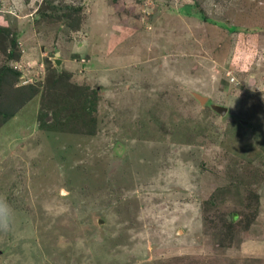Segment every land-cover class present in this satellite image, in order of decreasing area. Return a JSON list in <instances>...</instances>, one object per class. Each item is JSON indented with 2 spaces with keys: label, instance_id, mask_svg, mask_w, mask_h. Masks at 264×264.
Here are the masks:
<instances>
[{
  "label": "rangeland",
  "instance_id": "374dc122",
  "mask_svg": "<svg viewBox=\"0 0 264 264\" xmlns=\"http://www.w3.org/2000/svg\"><path fill=\"white\" fill-rule=\"evenodd\" d=\"M41 1L0 0L17 84L54 61L96 128L0 127V264H264V0Z\"/></svg>",
  "mask_w": 264,
  "mask_h": 264
},
{
  "label": "trees",
  "instance_id": "16d2710c",
  "mask_svg": "<svg viewBox=\"0 0 264 264\" xmlns=\"http://www.w3.org/2000/svg\"><path fill=\"white\" fill-rule=\"evenodd\" d=\"M64 6L67 10L58 14L57 4L52 0H42L35 12L38 19L60 16L63 19L70 18L76 25L79 24L80 6ZM20 55L17 32L0 25V127L15 116L32 97L39 95L37 128L40 131L82 136L94 134L96 102L89 100L90 98H83L74 104L72 99H68L66 97L68 92L63 93L58 87V81L61 80L60 70L54 66V61H46L43 82L40 81L37 85H18L21 73L14 68L12 62L18 61ZM232 215L231 220L234 221L238 214Z\"/></svg>",
  "mask_w": 264,
  "mask_h": 264
},
{
  "label": "water",
  "instance_id": "95a60500",
  "mask_svg": "<svg viewBox=\"0 0 264 264\" xmlns=\"http://www.w3.org/2000/svg\"><path fill=\"white\" fill-rule=\"evenodd\" d=\"M58 61H59V60L56 61V64H57V65L59 64ZM192 94H193V96H194L199 102H201V103H204V102L207 100V97H206V96H204V95H202V94H199L198 92L193 91ZM210 106H211V108H212L213 110L219 112L220 114H222V113L226 110V107H225V106H221V105H218V104H215V103H211ZM240 122H241L242 124L245 123V121H243V120H242V121L240 120ZM63 192H64V190H63Z\"/></svg>",
  "mask_w": 264,
  "mask_h": 264
}]
</instances>
